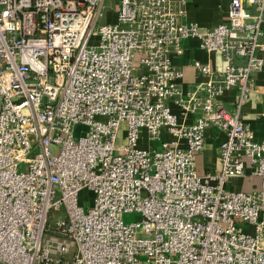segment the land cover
Wrapping results in <instances>:
<instances>
[{
  "label": "built area",
  "instance_id": "obj_1",
  "mask_svg": "<svg viewBox=\"0 0 264 264\" xmlns=\"http://www.w3.org/2000/svg\"><path fill=\"white\" fill-rule=\"evenodd\" d=\"M105 1L0 0V264H264V140L241 118L264 0L213 27L185 0H114L99 23ZM186 39L223 62L194 60L191 90L172 61ZM210 126L225 139L200 173ZM245 176L259 186L227 188Z\"/></svg>",
  "mask_w": 264,
  "mask_h": 264
},
{
  "label": "crops",
  "instance_id": "obj_2",
  "mask_svg": "<svg viewBox=\"0 0 264 264\" xmlns=\"http://www.w3.org/2000/svg\"><path fill=\"white\" fill-rule=\"evenodd\" d=\"M230 0H185V16L183 20L196 22L200 26L213 27L224 20ZM180 7V5L178 4ZM182 7V6H181ZM111 19H114L112 16ZM183 53L180 56H174L172 61L182 69L184 76L181 84L184 90H191L196 84L204 78L198 75L195 67L192 65L194 60L208 63L212 68L222 66V58L216 52H206L198 47V42L194 39H186L182 42ZM263 59V66L254 74L255 90L249 94L248 99L242 106L241 118L252 131L256 140H264V52L256 53ZM237 94L234 90L226 91L222 100L226 105L232 106L236 100ZM171 109L178 114V107L171 103ZM180 121L191 122L193 115L186 118L178 117ZM162 137L170 140V135L163 131ZM225 139V134L214 126L205 130V141L203 150L197 155V170L202 173L213 170L218 167V148ZM143 146H146L144 143ZM260 184L258 176L235 177L228 183L230 190L251 191Z\"/></svg>",
  "mask_w": 264,
  "mask_h": 264
},
{
  "label": "rangeland",
  "instance_id": "obj_3",
  "mask_svg": "<svg viewBox=\"0 0 264 264\" xmlns=\"http://www.w3.org/2000/svg\"><path fill=\"white\" fill-rule=\"evenodd\" d=\"M116 7H117V4L116 2H114V0H106L105 6H104V17L100 18L99 23H103L106 20H110L113 16V11L116 9ZM22 168H23V165L19 167V170H22ZM85 195H86V192L84 191L82 193L83 199L80 202L86 209L89 205V201L86 200ZM138 219H139V213L137 212L125 213L123 215V221L125 223L134 222V221H137Z\"/></svg>",
  "mask_w": 264,
  "mask_h": 264
}]
</instances>
